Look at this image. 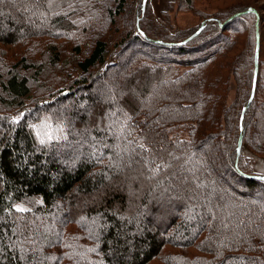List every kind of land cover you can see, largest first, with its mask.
I'll return each mask as SVG.
<instances>
[{
    "label": "trees",
    "instance_id": "trees-1",
    "mask_svg": "<svg viewBox=\"0 0 264 264\" xmlns=\"http://www.w3.org/2000/svg\"><path fill=\"white\" fill-rule=\"evenodd\" d=\"M55 1L46 0L43 5V13L52 17L51 28L30 25L25 29L28 13L19 0H0V264H126L116 260L131 251V245L127 264H151L166 246L177 251L166 256L165 264H226L231 259L264 264V218L256 228L249 224L251 232L219 239L228 218L217 222L210 216L191 223L186 197L180 198L170 186L152 192L149 187L144 190L132 185L133 180L145 183L143 176L137 177V166L156 180L173 169L163 156L166 152H190L194 161H200L204 145L215 144L227 149L222 163L235 179L248 189L264 188V181L247 178L255 174L243 155L238 158L241 136L256 155L264 156V137L256 131L261 129L264 101L254 102L241 126L253 89L258 35L261 55L260 10L246 6L229 15L207 16L189 33L171 23L166 26L168 20L150 19L149 0L144 11V0H94L98 13L94 16V11L88 21L83 16L84 34L69 41L64 35H70L68 29L74 23L68 16L78 13L85 0L77 4L72 0L76 11L62 15L54 11ZM187 2L177 0V5L183 9ZM125 14L124 31H118L119 37L113 32L110 35V26ZM203 23L200 35L183 44ZM233 23L239 25V31L231 28ZM229 30L236 36L248 33L252 45L246 101L231 117L232 108L226 112L230 124L225 129L227 77L239 74L236 68L243 63L242 54L235 53L237 40L223 36ZM49 36L52 43L40 41ZM57 39L66 43H57ZM33 41L41 46H27ZM133 44L143 49L127 58V48ZM19 45L26 49V56H16L13 49ZM211 46L214 49L200 59L191 57L193 48L206 51ZM111 48L117 51L113 55L116 63H109ZM35 50L40 51V59ZM165 52L177 55L166 61ZM261 69L259 62L260 86ZM148 73L154 75L153 80ZM110 74L116 81L109 84L111 96L103 103L94 90ZM134 79L142 82V93L150 99L148 104L142 103V109L132 98ZM175 104L178 112L171 107ZM107 112H111L105 119L107 126H95V119ZM44 120L59 127L63 136L40 142L35 126ZM104 144H119L121 149L115 154L103 148ZM137 153L146 156L143 163ZM139 204L144 207L141 212ZM19 206L25 211L18 212ZM80 206L106 215L110 227L98 232V238L74 216ZM133 210L157 232L144 233V238L135 236L126 217ZM254 218V214L240 217L238 213L229 221L246 225ZM191 247L199 254L191 255Z\"/></svg>",
    "mask_w": 264,
    "mask_h": 264
},
{
    "label": "rangeland",
    "instance_id": "rangeland-1",
    "mask_svg": "<svg viewBox=\"0 0 264 264\" xmlns=\"http://www.w3.org/2000/svg\"><path fill=\"white\" fill-rule=\"evenodd\" d=\"M44 1L46 0H19L21 3L20 5L23 6V10L28 13L27 19L24 21L26 24H24L25 29L31 28L30 25L36 26V27H47L51 28L52 23V17L51 15H46L43 13V5ZM80 0L74 1L76 4L79 3ZM133 0H128L129 3H131ZM33 3H35L33 5ZM54 5V11L57 12V14L62 15L63 13H70L76 11V6H74V3L72 0H56ZM83 7L81 10L78 11V13H74L68 16L70 20L74 23L69 26L68 33L70 35H64L68 38V40H72L73 38L79 37L80 32L84 34L83 32V16H86V19L88 21L89 18L93 16V12L95 11L94 16L98 13L97 5L98 2L94 4V0H85L82 3ZM150 5V19H156L160 20L161 23H163L165 20H168L165 25L168 26L170 23L177 27V29L181 31H188L189 33H192L195 27H197L201 22H203V19H205L207 16H214V15H229L232 13V11H237L243 9V7L246 6H252L260 10V13L262 15V21H261V32H262V42H261V55L259 54V62L262 64V69L260 71V80H261V86L256 84V92L254 96V100L249 107V109L246 111L245 117L248 114V111L251 110L250 108L254 104V102L259 103L264 101V0H188L187 4L183 5V9H180L177 5V0H149ZM138 7V6H137ZM135 7V8H137ZM132 8V7H130ZM32 12V13H30ZM154 12V15H153ZM30 13V14H29ZM54 13V12H53ZM129 13V12H128ZM167 13V16H164V14ZM129 15V14H128ZM156 18H154V17ZM131 16L128 17L130 19ZM34 19V21H33ZM85 20V19H84ZM126 14L120 16L116 23H113L112 30H110V35L113 32L114 36L119 37L118 31L122 32L124 31L127 22ZM156 20H154L156 23ZM129 22V21H128ZM158 23V22H157ZM115 25H118V30L115 31ZM159 25V23H158ZM239 25L234 24L231 25V28L240 30L238 27ZM230 31V32H229ZM227 31L223 36L227 38H231L232 40H237L235 44L237 46L235 49L237 50L235 53L238 55L242 54L241 60L243 59V63L240 66H237L236 72L238 73L235 77H231L228 75L227 79L229 78L228 82L230 87L227 90V97L225 100L224 105L227 108L225 110V114L222 116V124L223 128L226 129L228 124H230V120L226 114L230 108H232V113L230 114V117L236 113H238V110L240 106L246 101V96H244V92L246 88H249V85H246V76L247 71L249 70V60H250V52L249 49H251L252 45V38H249L248 33H239L238 36L234 35L231 30ZM182 33V32H181ZM110 35L107 37L109 39ZM200 35V34H199ZM83 39V38H82ZM81 39V40H82ZM52 43L54 39L47 37L40 39V41H48ZM68 42V41H67ZM217 42V41H216ZM57 43L65 44V41H62L61 39H57ZM69 43V42H68ZM26 45V43H23ZM33 41L30 42V45L33 47L35 45ZM218 44V43H217ZM46 44H44L45 46ZM41 45H35L34 47H40ZM217 46V45H216ZM68 47L69 44H68ZM215 46H211L208 50H202L201 48H193V57L195 58H201L204 56L210 49H214ZM83 49L86 50V47L83 46ZM115 48H111V55L109 59V63H116L118 61L117 57L113 56L117 51L114 50ZM130 49V50H128ZM141 48V46L133 44L127 48V58L129 55H131L132 52H135ZM16 53L17 57H23V55L26 56L27 51L24 47L18 46L13 49ZM199 53H197V51ZM36 59H40L39 50H35ZM166 53V52H165ZM165 60L168 61L172 56L174 57L177 54H174V52H171L170 54H165ZM178 57L181 59L182 56L178 54ZM71 62V59H69ZM240 62V61H239ZM65 63H63L62 67L66 69V66H64ZM73 66V63L71 62V65L68 66L70 68ZM220 66V65H217ZM240 70V71H239ZM72 72V71H71ZM120 72V71H119ZM182 72V71H181ZM118 73V71H117ZM114 74V73H111ZM109 75L107 80H104L106 82L102 85V82L99 83L94 92L96 94H99L103 98V103L108 102L106 99L108 95L111 96V89L109 84L114 83L116 80L114 78V75ZM123 76V75H122ZM148 76H150L153 80L152 74L148 73ZM142 77V76H141ZM152 82V81H151ZM135 83V88H131L132 98L135 99L137 102L141 103L140 108L142 109V103L147 104L150 102L149 98L145 99V96L142 93V82H138V80H133V84ZM254 84V82H253ZM165 86V85H162ZM167 86V85H166ZM165 86V87H166ZM248 86V87H247ZM261 88V89H260ZM253 90V89H252ZM257 91H259V94L257 95ZM162 90L158 91V95H162ZM80 97V95H78ZM252 97V92H251ZM250 97V98H251ZM250 101V100H249ZM249 103V102H248ZM146 105V104H145ZM248 105V104H247ZM177 108H176V107ZM171 107L174 108L176 112L179 111L178 106L175 104ZM82 108V107H81ZM250 114V113H249ZM226 115V117H225ZM252 115H248V118L252 120ZM111 117V112H107L106 116L102 119H95V126H101L105 128L107 126L105 119ZM255 116V121H256ZM156 120V118H155ZM261 129L256 131H259L260 135L264 137V111L261 115ZM35 133L37 135V138L40 142H48L55 139L61 138L63 135L61 133V130L59 127L55 126L53 123H51L48 120H44L41 124L35 126ZM61 136V137H60ZM109 136V135H108ZM111 138V137H110ZM159 143V142H157ZM228 143V149L230 140ZM103 148H109L110 152L113 151L115 154L121 149V145H107L104 144ZM226 148V147H225ZM205 153L201 154L202 160L200 161H194L192 158V155L190 152H181V153H174L172 150L166 152L163 156L166 158H169L170 168L172 171H168L163 175L162 178L159 179H151V177L143 172V169L140 168V166H137L139 171H137V177L143 176L145 179V183L143 181L137 182L136 180H133L132 185L134 187H139L140 189H148L152 192L158 191V189H161L165 186H170L176 194L180 195V198L183 196L186 197L188 204L191 207V210L189 212V215L187 217L189 222H197L202 221L204 218H207L212 216L214 217V220L216 219L217 222L221 221L223 217L228 218L227 227L223 230H221V238L228 237V236H235L237 238L240 233L242 234L245 230L247 231H253L250 229L249 224H253V227L256 228V224L258 225L260 221L264 218V188L262 187H249L245 186V184L237 180L233 177V175L230 174L228 169L223 165V159L227 157V149L225 151L223 148L216 146L215 144H209L204 145ZM94 152L96 156L100 154V151ZM241 155H243V158L245 159V163L250 165L251 172L255 174V176H264V156H258L252 151L250 147H248L246 144L243 143V148ZM240 155V156H241ZM136 157L141 160L143 163V159L146 157L144 154L137 153ZM213 157H215L216 163L213 162ZM217 157V158H216ZM123 165H130L128 161H122ZM173 165H172V164ZM214 163V164H213ZM211 166H213V169H211ZM174 171V172H173ZM177 181H175V180ZM172 184V185H171ZM131 185V184H130ZM250 191V194H248V191ZM143 203V202H142ZM140 206L142 204H139ZM144 205V204H143ZM19 208L25 209L23 206H19ZM144 207L141 206V209L139 208L140 212ZM100 208H98L99 210ZM97 211V210H96ZM90 212L89 210H85L80 206L78 210H75L74 216L78 219L79 223L81 225H84V229H88L91 231V233L98 238V232L102 233L106 231L110 224L106 218V215L104 213L100 214L98 213ZM232 212V213H230ZM129 215L126 217H129L130 223L133 224V230L134 235L140 238H144V233H156L157 229L154 225L146 223L141 217H138L136 215V211H129ZM127 213V214H128ZM139 213V211H138ZM241 216H247V217H253L254 219L251 220V223L248 222L246 225H241L235 222H230V218L232 214H238ZM134 214L136 217H134ZM141 216V215H139ZM123 218V219H126ZM230 223V225H229ZM221 224V223H220ZM236 224V225H235ZM196 229L193 230L195 232ZM264 232V228L262 230ZM79 233H83L79 229ZM257 231L252 234L253 237L257 236ZM184 236L181 235V238ZM219 242V241H217ZM209 247V246H207ZM131 251L124 252L120 254V257L116 261H122L123 263H128L131 261V252L133 251V245L130 246ZM177 249L171 246H166V248L163 251V254L160 256V258L154 260L151 264H165V262L168 260V255L176 253ZM191 255H198L199 252L194 248L191 247L189 249ZM225 264V263H224ZM226 264H244L241 260H227ZM262 264V263H258Z\"/></svg>",
    "mask_w": 264,
    "mask_h": 264
},
{
    "label": "water",
    "instance_id": "water-1",
    "mask_svg": "<svg viewBox=\"0 0 264 264\" xmlns=\"http://www.w3.org/2000/svg\"><path fill=\"white\" fill-rule=\"evenodd\" d=\"M147 2H148V0H144L143 1V11L146 9ZM237 16H239V15H237ZM204 24L205 23H203V25L201 26V28L192 37H190L189 39H187L183 44H186V43L192 41L193 39H195L197 36H199V34L204 29ZM255 63H256V70H255L254 84H253V90H252V97L250 98V101H249L248 105L243 110L242 117H241V126H242V122H243V120L245 118L246 111L251 106V104H252V102L254 100L255 92H256V84H257L258 69H259V35H258V48H257V52H256ZM242 148H243V136L240 137V140H239V143H238V158L241 155ZM247 178L254 179V180H259V181H264V176H249Z\"/></svg>",
    "mask_w": 264,
    "mask_h": 264
},
{
    "label": "snow or ice",
    "instance_id": "snow-or-ice-1",
    "mask_svg": "<svg viewBox=\"0 0 264 264\" xmlns=\"http://www.w3.org/2000/svg\"><path fill=\"white\" fill-rule=\"evenodd\" d=\"M16 210H17L18 212H24V211H25V209H23V208H19V207H18Z\"/></svg>",
    "mask_w": 264,
    "mask_h": 264
},
{
    "label": "crops",
    "instance_id": "crops-1",
    "mask_svg": "<svg viewBox=\"0 0 264 264\" xmlns=\"http://www.w3.org/2000/svg\"><path fill=\"white\" fill-rule=\"evenodd\" d=\"M173 1V0H172Z\"/></svg>",
    "mask_w": 264,
    "mask_h": 264
}]
</instances>
